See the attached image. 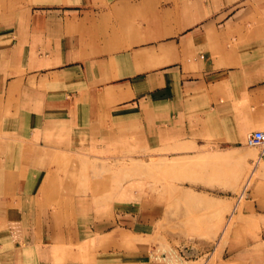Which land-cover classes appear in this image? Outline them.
Returning <instances> with one entry per match:
<instances>
[{
    "label": "crops",
    "instance_id": "0c3cea01",
    "mask_svg": "<svg viewBox=\"0 0 264 264\" xmlns=\"http://www.w3.org/2000/svg\"><path fill=\"white\" fill-rule=\"evenodd\" d=\"M255 129L264 0H0V264H264V197L241 210L260 232L186 258L153 242L138 177H70L122 151L237 157Z\"/></svg>",
    "mask_w": 264,
    "mask_h": 264
},
{
    "label": "rangeland",
    "instance_id": "374dc122",
    "mask_svg": "<svg viewBox=\"0 0 264 264\" xmlns=\"http://www.w3.org/2000/svg\"><path fill=\"white\" fill-rule=\"evenodd\" d=\"M246 134L238 144L237 157L217 152L219 144L207 142L199 153L163 148L146 154L122 151L91 162L79 160L70 174L78 187L73 192H92L88 186L100 177L107 184L108 196L119 182L138 177L143 186L141 205L156 209L153 242L159 247L174 246L184 257L193 258L201 246L208 252L222 230L233 229L236 237L261 231L257 220L241 216L246 199L264 197V156L257 161L258 149L245 145ZM63 209L67 212L69 206ZM79 249L81 260H93L87 245ZM183 249L197 251L190 255Z\"/></svg>",
    "mask_w": 264,
    "mask_h": 264
},
{
    "label": "built area",
    "instance_id": "2783aa9c",
    "mask_svg": "<svg viewBox=\"0 0 264 264\" xmlns=\"http://www.w3.org/2000/svg\"><path fill=\"white\" fill-rule=\"evenodd\" d=\"M245 145L258 149L257 161L261 159L264 156V129L249 131L245 137Z\"/></svg>",
    "mask_w": 264,
    "mask_h": 264
},
{
    "label": "water",
    "instance_id": "95a60500",
    "mask_svg": "<svg viewBox=\"0 0 264 264\" xmlns=\"http://www.w3.org/2000/svg\"><path fill=\"white\" fill-rule=\"evenodd\" d=\"M194 250V251H193ZM184 254H185V251H187L186 249H183V250H181ZM197 250L196 249H190V251H187L188 252V254H194L195 252H196Z\"/></svg>",
    "mask_w": 264,
    "mask_h": 264
},
{
    "label": "bare ground",
    "instance_id": "6f19581e",
    "mask_svg": "<svg viewBox=\"0 0 264 264\" xmlns=\"http://www.w3.org/2000/svg\"><path fill=\"white\" fill-rule=\"evenodd\" d=\"M254 170H255V169L253 168V169H252V172H251L252 175H253V173L255 172Z\"/></svg>",
    "mask_w": 264,
    "mask_h": 264
}]
</instances>
